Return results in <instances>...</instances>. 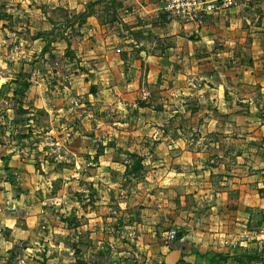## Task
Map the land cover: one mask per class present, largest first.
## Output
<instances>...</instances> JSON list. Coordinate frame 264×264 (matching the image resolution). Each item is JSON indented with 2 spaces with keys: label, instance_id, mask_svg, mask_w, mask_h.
Instances as JSON below:
<instances>
[{
  "label": "crops",
  "instance_id": "crops-1",
  "mask_svg": "<svg viewBox=\"0 0 264 264\" xmlns=\"http://www.w3.org/2000/svg\"><path fill=\"white\" fill-rule=\"evenodd\" d=\"M10 1L11 5L22 8L20 15L26 8L25 14L37 17L41 0ZM43 1L52 10L59 8L84 14L78 35L72 37L75 39L72 46L61 40L56 49L61 50L58 52L61 55L68 48L72 50L87 72L83 77L88 81L91 77V82L95 80L93 85L100 100L108 96L107 88L117 89L120 84L134 87L123 99L135 98L143 70L149 71L147 82L154 79L167 69L169 56L191 55L201 46L210 52L220 48L223 79L221 83L210 80L204 83L213 90L214 95L207 94V98L218 112H206L205 127L193 128V131L196 136L214 133L227 137L223 139L227 154L216 162L203 161L192 153L189 159L177 160L180 167L189 168L188 186L185 185L189 189V213L183 216L174 211L175 227L183 228L186 237L177 242L178 247L168 252L158 251L161 254L149 256L147 260L152 264H178L182 260L188 264H264V107L260 100L264 98V0H235L236 6L209 16L202 26L184 24L173 18L165 11L162 0H113L110 4L109 0ZM107 5L113 8L110 12L113 18L101 22L100 10ZM87 6L96 11L85 14ZM16 11L19 10L16 8ZM29 15L23 13L22 17ZM47 17L44 19L50 24L57 23L52 16ZM38 43L39 40L34 45ZM117 48L121 49L120 54ZM231 73L235 75L231 77ZM52 83L47 85L41 77L26 93L23 108L30 110L28 130V126L22 127L14 121L15 115L9 109L3 119L0 117V228L7 233L0 236V246L4 252L21 245L38 250L45 247L46 254L35 256L42 264H73L71 255L48 253L46 246H54V239L41 240L37 229L46 219L36 202L39 194L43 198L51 197L41 183L52 184L53 177L59 174L58 168L67 163L62 155L50 152L68 153L67 137L72 141L78 139L80 128H71L67 120L85 123L79 112L69 114L70 89L63 87L57 92V83L55 80ZM77 87L80 93L83 88ZM256 90L261 96H255ZM91 94H96L95 88ZM38 111H43L49 122L44 129L35 116ZM214 115L227 120V125L230 119L232 127H225L223 121L212 126L213 122L208 119ZM214 145L218 148L219 144L207 143L206 147ZM177 147L185 158L183 145ZM50 155L55 157L49 158ZM37 167H41L43 175L38 174ZM12 174L21 191L11 188ZM72 209L70 205L61 211L67 215L74 212L83 223L80 230L85 227L87 217L91 222L86 211L74 209L72 212ZM93 215L97 218L95 212ZM96 247L99 245L93 242V249ZM84 257L76 258L80 264H86ZM32 264L40 262L33 260Z\"/></svg>",
  "mask_w": 264,
  "mask_h": 264
},
{
  "label": "rangeland",
  "instance_id": "rangeland-1",
  "mask_svg": "<svg viewBox=\"0 0 264 264\" xmlns=\"http://www.w3.org/2000/svg\"><path fill=\"white\" fill-rule=\"evenodd\" d=\"M43 2L36 17L25 14L26 8L20 15L22 8L11 5L10 0H0V77L4 82L0 90V117L3 119L9 109L15 115L14 121L22 127L28 126V130L30 110L23 108V101L30 87L43 77L47 85L55 80L57 92L63 87L70 89L69 114L79 112L85 123L67 120L71 128H80L78 139L72 141L67 137L69 154L49 151L62 155L67 163L58 168L59 174L53 177L52 184L41 183L51 197L43 198L38 191L36 202L46 218L37 226L40 238H53L54 246H46L48 253L71 255L73 264H80L76 257L83 255L86 264H152L147 260L149 256L178 247L177 242L186 237L183 228L175 227L174 211L183 216L189 213V189L185 187L189 168L180 167L177 160L189 159L192 153L203 161L216 162L227 154L223 147L227 137L214 133L196 136L193 131V128L205 127L206 112H218L207 98L213 90L204 83L207 80L221 83L223 55L218 47L217 51L210 52L201 46L191 55L169 56L167 69L154 79L147 82L149 71L143 70L135 98L123 99L134 87L120 84L117 89L107 88L110 96L100 100L93 85L95 80L91 82V77L89 81L83 77L87 72L72 50L68 48L61 55L58 53L61 50L56 49L61 40L72 46L75 40L72 37L78 35L84 14L59 8L52 10ZM95 11L92 6L85 8V14ZM111 11V5L100 10L101 22L113 18ZM23 13L29 16L22 17ZM14 14L19 17L15 18ZM48 15L57 23L47 22L44 17ZM38 40L40 43L34 45ZM116 52L120 54L121 49L117 48ZM78 85L83 88L80 93L76 91ZM94 88L96 94L92 95ZM90 94L94 97L92 100ZM255 96H261L258 90ZM260 100L264 107V98ZM35 114L43 129L49 126L43 111ZM208 120L213 122L212 126L223 121L225 127H232L233 123L229 119V126L227 120L217 115ZM207 143L219 145L206 147ZM178 144L183 145L185 158L180 155L181 149L176 148ZM52 157L55 156L49 158ZM36 169L43 175L41 167ZM9 182L17 192L22 190L15 175L12 174ZM70 205L72 212L82 209L90 215L91 222L87 217L81 230L83 223L74 212L67 215L61 211ZM6 234L0 228V236ZM93 242L99 248L93 249ZM46 253L45 247L38 250L21 245L4 252L0 246V264H32L33 260L42 264L35 256ZM178 264L188 263L182 260Z\"/></svg>",
  "mask_w": 264,
  "mask_h": 264
},
{
  "label": "built area",
  "instance_id": "built-area-1",
  "mask_svg": "<svg viewBox=\"0 0 264 264\" xmlns=\"http://www.w3.org/2000/svg\"><path fill=\"white\" fill-rule=\"evenodd\" d=\"M165 11L184 24L203 25L209 16L230 9L235 0H163Z\"/></svg>",
  "mask_w": 264,
  "mask_h": 264
},
{
  "label": "water",
  "instance_id": "water-1",
  "mask_svg": "<svg viewBox=\"0 0 264 264\" xmlns=\"http://www.w3.org/2000/svg\"><path fill=\"white\" fill-rule=\"evenodd\" d=\"M3 85H4V82H3L2 79L0 78V90L2 89Z\"/></svg>",
  "mask_w": 264,
  "mask_h": 264
},
{
  "label": "bare ground",
  "instance_id": "bare-ground-1",
  "mask_svg": "<svg viewBox=\"0 0 264 264\" xmlns=\"http://www.w3.org/2000/svg\"><path fill=\"white\" fill-rule=\"evenodd\" d=\"M3 81V80H2Z\"/></svg>",
  "mask_w": 264,
  "mask_h": 264
}]
</instances>
